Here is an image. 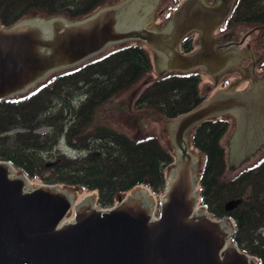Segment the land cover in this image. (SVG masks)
Returning a JSON list of instances; mask_svg holds the SVG:
<instances>
[{"label":"water","instance_id":"1","mask_svg":"<svg viewBox=\"0 0 264 264\" xmlns=\"http://www.w3.org/2000/svg\"><path fill=\"white\" fill-rule=\"evenodd\" d=\"M156 1L123 0L76 21L37 15L0 26V101L127 41L145 43L163 71L202 67L215 82L233 65L247 67L256 79L243 91L218 90L170 121L174 160L154 219L145 188L100 209L93 195L75 202L57 185L30 187L24 174L0 161V264H256L229 243L228 218L213 219L203 207L195 208L198 159L189 151L187 134L204 120L231 114L236 122L229 166L251 155L264 143V80L252 74L250 58L233 57L232 48L212 37L232 3L183 0L161 30H150L145 24ZM191 31L199 33L198 47L182 54L177 45Z\"/></svg>","mask_w":264,"mask_h":264},{"label":"trees","instance_id":"2","mask_svg":"<svg viewBox=\"0 0 264 264\" xmlns=\"http://www.w3.org/2000/svg\"><path fill=\"white\" fill-rule=\"evenodd\" d=\"M117 1L0 0V25L8 27L35 15L77 20ZM241 24H264V0H236L220 29ZM151 67L141 44L115 45L51 74L24 94L0 101V161H9L40 183L96 193L102 208L135 188L162 192L166 169L173 161L170 150L154 136L134 139L93 125L95 108L127 90ZM199 81L193 71L162 73L141 90L135 104L173 119L206 98L199 92ZM229 126V119L221 117L205 120L193 131L192 143L203 158L200 205L214 218L228 217L233 223L231 241L264 264V161L224 178L222 138ZM42 128L47 131L39 133ZM61 141L75 154L66 153ZM234 200L240 202L226 210L225 204Z\"/></svg>","mask_w":264,"mask_h":264},{"label":"rangeland","instance_id":"3","mask_svg":"<svg viewBox=\"0 0 264 264\" xmlns=\"http://www.w3.org/2000/svg\"><path fill=\"white\" fill-rule=\"evenodd\" d=\"M181 1L182 0H157L154 9L148 21L146 22L145 26L147 27L148 25L149 27L150 26L155 27L156 24L154 25L153 23L154 19L153 21H151L152 17L153 18L158 17V15H160L161 18L163 14L172 12L173 9H175L180 4ZM216 1L217 0H205V3L213 4ZM235 1L236 0H226L227 3H232L231 8L234 5ZM163 20H165V18ZM253 27L255 26L251 24L234 25L227 29L218 30L217 32H215V35L219 37L222 36L223 38L232 41L240 42L242 37ZM261 39L264 38L262 37L260 32L254 31V33H251V35L245 40V42L243 43L240 42L241 45L239 44L237 46L232 47V54L233 57L250 58L252 74L264 80V74H261L259 70L255 68L257 61L260 59V57L264 55V43L260 41ZM143 48L146 49L149 57L151 58L153 65L152 68L149 71H147L136 83L131 85L127 90L109 98L101 105L97 106L93 113L94 116L93 125L110 128L114 131L123 133L126 136L134 139L137 138L139 139L144 136H154L158 139V142L163 146V148L170 150L174 154V150H173L174 146L171 141V135L169 132L170 121L162 118L154 111L137 108L135 104V99L137 95L141 92V90L149 83H151L154 79H156L162 71V67L159 64L160 63L159 57H157L156 54L154 55V52H152L147 47L146 48L143 47ZM248 77H251V75L247 67L232 65L215 82H213L207 74L203 73L198 83V89L199 92L203 94L208 90L220 89L221 85L219 83L224 78L228 79V82L230 83V85H232V88L234 89V86L237 85L240 79L243 78L245 79ZM225 117L230 120L231 125L229 126V131L227 132L226 137L224 136V138H222V145L224 146V149L225 148L228 149V143H229L228 140L234 131L236 120L233 117V115L228 114L225 115ZM46 131H47L46 128H42L38 130L39 133H43ZM59 146L62 147V149L66 153L70 155L75 154L74 151L70 150L69 148H67V146H65L63 141H61V145ZM226 153H227L226 155L227 166L225 169L224 178H228V179L233 178L238 174L257 166L262 161H264V148L261 151L256 150L248 157L230 166H229V152ZM193 154L198 159L197 171L199 173L200 171L199 168H201L203 158L199 151ZM15 172L21 173V171H19L18 169H15ZM29 181L31 182L30 183L31 185L35 183L36 184L40 183L32 179H29ZM59 187L61 189L63 188L71 192L74 195L75 201L83 198L86 194L89 193L94 194L93 192H85L82 188H78V187L62 186V185H59ZM197 189L199 190V187H197ZM149 193H150L149 197L152 199L153 202L152 204L154 208L153 211L156 213L159 209V203L162 192L153 193L150 191ZM123 196L124 195H121L119 196V198H122ZM95 205L100 208V206H98L96 202Z\"/></svg>","mask_w":264,"mask_h":264},{"label":"flooded vegetation","instance_id":"4","mask_svg":"<svg viewBox=\"0 0 264 264\" xmlns=\"http://www.w3.org/2000/svg\"><path fill=\"white\" fill-rule=\"evenodd\" d=\"M153 19H154V22H153L154 25L156 24L155 28H161L163 23L160 24V22L158 20V17H154ZM255 26L256 27H260L258 30H255V31H259L260 34L262 35V30H263L264 24H256ZM217 31L218 30L216 29L215 32H217ZM250 35H251V33L248 34L246 37L243 36L244 39L242 37L240 42L241 43L245 42V40ZM197 39H198V33L197 32H189L183 38H181V40H180V42L178 43V46H177L178 50L181 53H188V52L193 51L195 48H197V42H196ZM213 39H222L223 40L222 43L227 44L226 48L228 47L229 49H231L232 47L237 46L239 44L241 45V43L238 42V41H232V40H228V41L226 40L225 41L224 39H226V38H223L222 36L219 37V36L215 35V33H213ZM260 41H262L264 43V39H261ZM255 68H257L261 74H264V55L262 57H260V59L257 61L256 65H255ZM193 71H194V73H197L200 76L203 73H206L205 69L202 68V67H197ZM251 78H253V77L240 79V81L237 83V85L234 86V89L235 90H243V89H245L251 83V81H252ZM223 81L224 80L220 81V83H219V84H221V88H225V86H222L223 85L222 84ZM213 90H208L204 94H206V96L209 97L214 92Z\"/></svg>","mask_w":264,"mask_h":264},{"label":"bare ground","instance_id":"5","mask_svg":"<svg viewBox=\"0 0 264 264\" xmlns=\"http://www.w3.org/2000/svg\"><path fill=\"white\" fill-rule=\"evenodd\" d=\"M13 173L15 174V171L13 170ZM28 186V185H27Z\"/></svg>","mask_w":264,"mask_h":264}]
</instances>
